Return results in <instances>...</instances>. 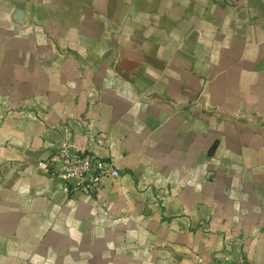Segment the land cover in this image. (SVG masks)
I'll return each mask as SVG.
<instances>
[{
  "label": "crops",
  "instance_id": "crops-1",
  "mask_svg": "<svg viewBox=\"0 0 264 264\" xmlns=\"http://www.w3.org/2000/svg\"><path fill=\"white\" fill-rule=\"evenodd\" d=\"M65 131L119 174L95 197L37 168ZM230 242L264 264V0H0V264Z\"/></svg>",
  "mask_w": 264,
  "mask_h": 264
},
{
  "label": "built area",
  "instance_id": "built-area-1",
  "mask_svg": "<svg viewBox=\"0 0 264 264\" xmlns=\"http://www.w3.org/2000/svg\"><path fill=\"white\" fill-rule=\"evenodd\" d=\"M95 143L101 146L103 142L98 138ZM37 168L46 176L59 180L66 194L80 193L89 197L96 196L102 179L119 175L112 162L99 159L76 145L67 131L59 147L48 159L39 162ZM240 245L239 242L227 243L222 264H247Z\"/></svg>",
  "mask_w": 264,
  "mask_h": 264
}]
</instances>
